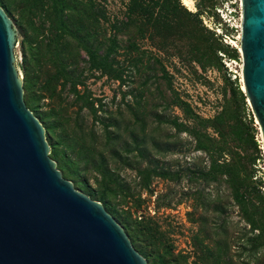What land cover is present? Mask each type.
<instances>
[{
    "label": "trees",
    "instance_id": "16d2710c",
    "mask_svg": "<svg viewBox=\"0 0 264 264\" xmlns=\"http://www.w3.org/2000/svg\"><path fill=\"white\" fill-rule=\"evenodd\" d=\"M126 1L124 18L112 19L97 0H0V6L15 17L21 30L26 105L44 125L50 157L64 178L103 204L148 264H235L229 255L230 244L223 238L227 234L226 222L209 228L206 218L193 220L198 223L192 238L195 260L190 262L188 255L176 253L169 230L153 216L139 215L142 201L133 200L135 195L117 173L121 168H111L109 155L135 169L143 189H149L154 179L180 183L186 178L190 184L204 187L224 185L250 228L247 246L253 252L264 250V181L255 179L260 150L253 119H248V97L238 78L225 79L220 110L205 118L176 90L174 74L170 77L168 66L160 55L156 56L160 79L167 80L169 94L164 96L172 111L171 119L157 114V106L148 110L149 103L144 102L143 95L135 97L134 105H128L130 116L125 112L119 118L111 112V117L103 116L101 113L108 112L104 111L102 100L94 97L87 81L100 74L124 84L126 60L122 62V57H129L137 69L142 54L147 52L145 46L171 57V68L177 74L181 70L175 59L191 66V73L198 77L199 69L226 70L220 53L237 61L239 52L223 42L224 36L230 37L228 28L223 27L224 36H220L203 23L201 15L205 12L220 20L215 11L216 0H201L196 13L188 10L182 0ZM87 116L93 120L90 125L86 124ZM147 116L157 118L159 124H170L177 135L187 134L195 150L206 154L209 165L176 171L160 166L151 151H170L169 144L163 148L159 140L148 138L152 126L146 122ZM177 147L178 142H171V152ZM130 155L140 158L136 166L127 162ZM89 172L96 173V188L84 179L83 173ZM203 194L204 190H198L193 196L202 199ZM205 202L206 199L205 206L217 213L224 210L218 205L219 199L217 204Z\"/></svg>",
    "mask_w": 264,
    "mask_h": 264
},
{
    "label": "water",
    "instance_id": "95a60500",
    "mask_svg": "<svg viewBox=\"0 0 264 264\" xmlns=\"http://www.w3.org/2000/svg\"><path fill=\"white\" fill-rule=\"evenodd\" d=\"M242 82L264 140V0H242ZM18 32L0 6V264H148L101 202L65 179L27 107Z\"/></svg>",
    "mask_w": 264,
    "mask_h": 264
},
{
    "label": "rangeland",
    "instance_id": "374dc122",
    "mask_svg": "<svg viewBox=\"0 0 264 264\" xmlns=\"http://www.w3.org/2000/svg\"><path fill=\"white\" fill-rule=\"evenodd\" d=\"M97 1L107 8L112 19L124 18L126 0ZM200 2L201 0H194V7L192 10L186 6L185 7L191 12L196 13L198 12V4ZM215 2L217 4L216 6H218L221 3V0H216ZM242 15L241 6L238 3L235 5L234 18L230 25H219L220 20L217 18H214L211 24V27L215 30L219 27L222 30V33L224 32V28H228L231 41L226 43L224 41L225 36L223 35V42L224 44H230L231 47L237 49L239 52L240 58L237 61L231 60L226 55L220 53V56H223L222 62L227 71L225 69L222 71L208 69L206 72H202L201 69H199V75L201 77H198L191 73V66L186 64L182 65L178 59H175V62L178 63V68L181 70V73L177 74L171 68V57L159 53L150 46H145L147 52L142 54L143 57L140 55L142 57V62L138 64L137 69L132 66L129 57H122V62L123 60H126L123 62L124 67H126V82L124 84L102 77L100 74L94 75L93 78L87 81V86L93 92L94 97L102 100L104 111L108 112V114H101L103 116L111 117V114H109L111 112L114 113L113 116L119 118L120 113L125 112L130 116L128 105H134L137 100L135 97L143 95L144 102L146 101V103H149L147 107L148 110L157 106L158 109L155 111L157 114L165 116V119H171L172 111L171 108L168 107V103L164 96L169 94L167 80L160 79L161 74L158 72L160 64L154 59L156 56L160 55L162 57L161 61L168 66L167 68L170 72V77L171 74H174L175 76L173 84L176 90L190 102L199 115L205 118L214 116L220 110L223 103L222 89L226 78H230L232 81L238 78L241 88H244L242 82L243 58L241 53ZM9 18L12 20L18 32L22 61L21 30L16 25L15 17L9 16ZM208 29L211 30L210 28ZM123 52L125 54L129 53L128 50H122V53ZM194 66L195 64H193V67ZM169 79L171 80V78ZM44 102V108H49V101L46 100ZM247 104L248 119H253L255 141L260 150L259 159L255 166V179H262L264 181V149L260 126L258 125V121L250 104ZM75 110L77 109L75 108ZM85 120L88 125L93 122L90 116H87ZM145 120L152 126L148 130V132H151L147 135L148 138H153L156 141L159 140L160 143L164 144L162 145L163 148L165 147V144H169L167 149L170 151L163 153L155 149L151 151V154L159 161L160 166L176 171L179 168L184 170L190 167L193 168L195 165L198 167H206L209 165V160L206 154L195 150L193 141L187 134L177 135L176 130L172 129L170 124H159L158 119L153 116H147ZM158 125L159 127L157 128ZM124 127H126V125H124ZM98 131L101 132V129L98 128ZM173 141L178 142V147L174 152H171V142ZM146 147L151 149L150 145H146ZM109 159L111 168L114 170L116 167L121 168L117 173L126 186L130 188L131 194L135 195L133 200H137L138 198L141 199L142 210L139 212V215H151L164 228L169 230V239L174 245L176 253L188 255L190 257V262L195 260V250L193 248L192 238L198 230V223L193 220H203L206 218L208 220L209 228L222 226L224 222H226L225 229L227 234H224L223 238L226 237L230 244L231 251L229 255L235 264H241L248 261L253 263L264 262V250L253 252L250 250V247L247 246V240L251 236L249 233L250 228L242 220L239 214V209L233 204L230 193L224 185L211 184L204 187L200 185V183L190 184L186 178L180 183L154 179L149 189H143L141 177L135 169L124 165L126 163H124L123 160L120 162L114 161L111 155H109ZM139 161L140 158L130 155L127 162L136 166ZM83 176L84 179L88 180L91 187L96 188L94 180L96 173H83ZM69 181L74 184L75 188L77 187L74 181ZM198 190H204V194L202 199L199 198V196H196L195 198L198 200L196 201L193 194ZM204 199H206L205 203L207 205H212L213 203L217 204L215 201L219 199L220 202H218V205L223 206L224 210L218 213L213 211L210 207L205 206L203 203ZM133 200L131 201L133 202ZM131 201L130 206L132 205ZM216 230L218 231V229Z\"/></svg>",
    "mask_w": 264,
    "mask_h": 264
},
{
    "label": "built area",
    "instance_id": "2783aa9c",
    "mask_svg": "<svg viewBox=\"0 0 264 264\" xmlns=\"http://www.w3.org/2000/svg\"><path fill=\"white\" fill-rule=\"evenodd\" d=\"M238 3L241 6L242 13H243L242 0H221V3L215 8L216 14L220 18L219 25H226V26L230 25V23L232 22V19L234 18L235 5H237ZM201 18L205 26L210 28L212 31H215L217 35H223L222 30L219 27H217L216 30L211 27L214 17L208 16L207 13L205 12L203 15H201ZM224 41L226 43H229V41H231L230 37L225 36ZM225 63L229 65L227 62Z\"/></svg>",
    "mask_w": 264,
    "mask_h": 264
},
{
    "label": "bare ground",
    "instance_id": "6f19581e",
    "mask_svg": "<svg viewBox=\"0 0 264 264\" xmlns=\"http://www.w3.org/2000/svg\"><path fill=\"white\" fill-rule=\"evenodd\" d=\"M183 3L186 7H188L190 10L194 7V0H183ZM244 87V86H243ZM244 89V88H243ZM262 138V134H261ZM263 139V138H262ZM263 149H264V140L262 141Z\"/></svg>",
    "mask_w": 264,
    "mask_h": 264
}]
</instances>
